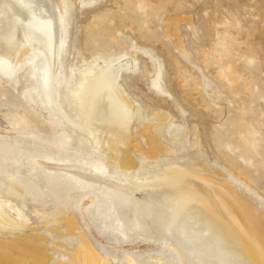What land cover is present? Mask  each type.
<instances>
[{
  "label": "rangeland",
  "instance_id": "rangeland-1",
  "mask_svg": "<svg viewBox=\"0 0 264 264\" xmlns=\"http://www.w3.org/2000/svg\"><path fill=\"white\" fill-rule=\"evenodd\" d=\"M62 2L57 81L68 114L85 124L96 80L133 57L134 67L118 76L133 114L131 176L212 179L264 221V0ZM40 64L27 52L10 77L0 71V198L28 219L16 232L0 230V239L42 245L47 264L73 262L85 248L84 237L113 264H129L128 257L137 264H264L249 237L238 230L239 242L233 239L213 223L202 201L192 202L178 224L179 237L189 234L190 245H184L157 234L150 223L149 211L157 208L144 201L158 192L135 195L127 229L101 190L67 196L34 160L102 161L110 174L117 167L111 149L97 147L45 105ZM120 230L131 240H123ZM25 262L33 264L28 256Z\"/></svg>",
  "mask_w": 264,
  "mask_h": 264
},
{
  "label": "bare ground",
  "instance_id": "bare-ground-1",
  "mask_svg": "<svg viewBox=\"0 0 264 264\" xmlns=\"http://www.w3.org/2000/svg\"><path fill=\"white\" fill-rule=\"evenodd\" d=\"M62 1L0 0V71L10 77L22 55L32 52L38 56L41 59L38 78L45 105L59 113L68 124L88 134L97 147L111 149L114 153L111 163L116 165L117 172L110 174L106 163L102 161L61 162L47 158L34 160L32 163L63 185L67 196L101 190L116 208L123 229L130 225L135 195L147 191L158 192L156 198L144 201L157 208L154 214L151 209L149 211L150 223L157 225V234L174 241L180 239L184 245H190L189 234L179 237L178 224L192 202L202 201L204 210L214 221L212 222L222 225L237 241L238 233L240 234L237 231L245 233L251 247L264 263V221L253 206H249L227 185L188 173L140 179L131 176L130 168L134 163L128 146L132 138L129 126L133 114L131 104L119 88L118 76L121 69L134 67L133 57L120 59L96 80L88 102L85 124L77 122L68 114L62 104L57 81L63 45ZM149 140L152 148L158 145L153 136ZM23 188L26 189V186ZM27 223L28 219L20 209L0 198V230L16 232ZM68 223L69 231L74 232L77 226L75 219L70 218ZM55 229L57 230V226ZM120 232L123 240L130 238L123 230ZM84 240L85 248L82 252L75 253V260L61 264H113L96 251L86 237ZM14 249L18 250V255L14 253ZM0 250L7 255H0V264H25L26 256L32 259L33 264H47L48 255L42 245L0 239ZM127 261L129 264H137L129 257ZM182 264L185 262L182 261Z\"/></svg>",
  "mask_w": 264,
  "mask_h": 264
}]
</instances>
